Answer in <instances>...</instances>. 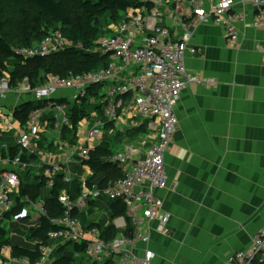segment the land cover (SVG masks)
<instances>
[{"label": "built area", "instance_id": "obj_1", "mask_svg": "<svg viewBox=\"0 0 264 264\" xmlns=\"http://www.w3.org/2000/svg\"><path fill=\"white\" fill-rule=\"evenodd\" d=\"M140 1L151 7L128 12L85 51L107 57L104 68L65 77L48 74L37 86H32L28 78L13 83L9 72L0 77V222L18 223L35 213L54 227L46 241H39L36 247L40 255L37 262L12 258L11 249L3 247L0 264H52L56 260L53 254L63 246L82 244L86 246L88 264H152L149 250L145 248L140 254L137 246L142 243L147 247L153 231L162 236L170 234L172 215L158 194L169 187L164 156L177 131L176 107L181 93L188 84L201 81L189 75L184 65L185 54L199 50L187 33L172 38L164 25V5H186L192 21L220 26L225 39L235 44L240 40L237 23L243 29L264 30V0ZM236 1L249 7L248 19L244 11L236 12ZM178 25L187 30L183 20ZM73 46L82 50L81 44L73 45L55 31L16 53L25 59L45 58ZM27 104L38 108L30 111L22 124L17 113ZM84 107L93 109L87 111ZM128 110L140 119L132 123L133 128L139 127L142 120L153 121L154 140L137 160L131 146L109 156L108 164L117 166L122 177L107 186L94 184L88 175L80 174L85 167L82 161L108 133L116 131ZM74 114L81 117L76 125ZM68 133L75 135L74 143L64 139ZM141 143L148 142L144 139ZM58 175L68 189L58 194L62 215L53 216L46 203ZM25 180L43 185L35 201L29 194H21ZM75 180L81 186L74 196L70 185ZM98 201L120 202L125 216L115 225L123 223L122 229L128 226L131 232L105 240L96 227L87 231L78 216ZM262 209L264 212V204ZM61 255L78 259L73 251L64 250ZM227 264H264V217L247 248L234 252Z\"/></svg>", "mask_w": 264, "mask_h": 264}, {"label": "crops", "instance_id": "obj_2", "mask_svg": "<svg viewBox=\"0 0 264 264\" xmlns=\"http://www.w3.org/2000/svg\"><path fill=\"white\" fill-rule=\"evenodd\" d=\"M236 3V12L244 11L247 18L249 7ZM164 7V25L172 38L187 33L199 50L186 53L184 65L201 84H188L182 91L177 131L164 156L169 187L158 194L172 215L170 234L152 230L147 247L139 243L137 249L141 254L147 248L152 264H227L234 252L247 248L264 217V30L243 29L237 23L240 40L230 44L220 26L192 21L186 5ZM180 19L187 30L178 25ZM126 113L100 144L112 154L131 146L137 160L154 140L155 124L142 120L133 128L140 119ZM64 139L74 143L76 137L68 133ZM80 174L99 185L106 178L86 166ZM82 213L99 223L101 235L109 228L127 235L129 227L115 225L121 217H113L108 202L91 203ZM30 214L18 223L1 221L0 228L7 229L12 244L34 251L39 240L23 234L38 229L42 218Z\"/></svg>", "mask_w": 264, "mask_h": 264}, {"label": "trees", "instance_id": "obj_3", "mask_svg": "<svg viewBox=\"0 0 264 264\" xmlns=\"http://www.w3.org/2000/svg\"><path fill=\"white\" fill-rule=\"evenodd\" d=\"M12 1L0 0V77L3 73L9 72L13 83L28 78L32 86L42 84L48 74L65 77L68 74L79 75L104 68L109 61L107 57L85 51L93 48L95 41L108 32L107 27L110 24L119 23L130 11L140 10L145 6L151 7V5H144L140 0H22L25 9L18 11L22 30L20 35L15 36H19L18 38L13 37L10 39L6 34H1L4 29L1 12ZM29 7L34 9L35 13L33 15L29 13ZM55 31H60L66 40L73 43V45L81 44L82 50L73 46L45 58L35 57L33 59H25L16 53L17 50L29 48L34 42H40L46 35ZM8 63L9 65L12 64V71L9 70ZM35 108H38V105L27 104L21 108V113L18 112L17 115L20 114L22 124L27 120L28 113ZM74 115L72 120L76 125L81 117L77 114ZM83 115H85L84 117L88 116V114ZM111 155L112 152L109 147L102 143L89 153L87 159L82 161V164L93 175H106V178L101 182V186H107L122 177V172L117 166L108 164L107 158ZM61 177V175L55 176L52 197L46 203L53 216L62 215L63 210L58 202V194L61 190L68 189V186L62 184ZM42 186V184L33 185L25 180L21 194L23 196L29 194L34 201L38 198ZM80 186L77 180L73 181L70 185L71 194L78 195ZM108 203L113 217L125 216V210L120 202ZM17 204L19 203L17 202ZM21 207V205L18 206L15 213ZM76 215L77 213L74 212L73 216ZM78 217L82 226L86 227L87 230L99 227L98 222H91L84 213ZM52 230H54V227L46 219H41L40 227L34 231L30 229L26 238L37 239L44 243L46 235ZM126 231L128 234L131 232L130 228ZM116 234L115 230L109 228L102 233V238L105 240L112 239L117 236ZM8 235L9 233L6 230L0 228V251L3 247H9L12 258L28 259L32 263L39 260L38 248L31 251L16 246L11 243ZM85 247V244L71 248L66 247L67 250L75 252L78 259L60 255L52 264H88L85 257Z\"/></svg>", "mask_w": 264, "mask_h": 264}, {"label": "rangeland", "instance_id": "obj_4", "mask_svg": "<svg viewBox=\"0 0 264 264\" xmlns=\"http://www.w3.org/2000/svg\"><path fill=\"white\" fill-rule=\"evenodd\" d=\"M22 9H25V4L22 0H13L1 13H2V21H3V32H1V34H6L7 36H9L10 39H12L13 37L20 35L21 30H22V24L20 22V16L18 14V11ZM28 11L31 15H33L35 13L34 9L32 8H28ZM19 37V36H18ZM15 37V38H18ZM36 43L34 42L33 45H35ZM8 61V60H7ZM10 62V61H8ZM7 64V63H5ZM12 64L9 65L8 63V68L11 69ZM85 110L87 111H91L93 109V107H84ZM263 225V223H262ZM5 229H6V225H4ZM16 231V230H14ZM15 233H20V230L16 231ZM14 236V234L10 233V237L12 238ZM23 237H26L23 234ZM50 246H53V244H50ZM67 246H63L61 249L57 250L55 252V254H53V257L58 258L61 253H63L64 250H67L66 248ZM59 248V247H58ZM51 254H49L50 256Z\"/></svg>", "mask_w": 264, "mask_h": 264}]
</instances>
